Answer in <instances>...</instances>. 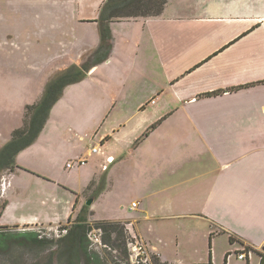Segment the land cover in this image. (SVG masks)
<instances>
[{"label":"crops","instance_id":"0c3cea01","mask_svg":"<svg viewBox=\"0 0 264 264\" xmlns=\"http://www.w3.org/2000/svg\"><path fill=\"white\" fill-rule=\"evenodd\" d=\"M24 1L30 2L28 6L33 14L23 18L33 27H39L42 12L36 8L43 0ZM104 1L53 0L60 14L48 24H56L53 28L58 30V19L67 21L63 13L73 17L70 23L74 22L76 13L79 25L97 27L95 21ZM122 23L137 24L139 30L113 31V25ZM109 28L112 49L106 63H115L113 56L120 50L118 56L123 61L129 60L133 69L131 78L124 84L134 87L129 115L119 121L114 131L102 136L101 144L110 146L114 141L113 152L106 156L107 161L109 158L113 161H108L111 164L106 175L93 180L101 181L105 189L114 187L118 177L130 184L131 199L127 206L132 213L123 209L122 217L111 221L129 223L148 252L165 264L168 261L161 240L149 237L142 229L143 223L198 221L200 235L208 244L207 262L200 264L209 261L219 264L231 253L229 249L218 253L211 249L218 236L225 237L230 247L235 244L239 249L244 246L264 254V0H169L159 17L110 22ZM63 35L60 44L66 49L73 38L68 32ZM10 38L7 36L6 40ZM40 38L41 32L33 29L19 34L16 43L22 66L31 71L42 70ZM63 48L53 54V65L58 72L80 65L92 52L87 49L79 59L72 55L66 59ZM98 69L94 67L88 74L93 76ZM209 93L215 94L205 96ZM117 113L122 114L120 109ZM155 138L160 143L157 147L150 143ZM174 149L179 151L177 159L169 162L162 158L164 152ZM189 150L194 151L193 159ZM140 151L143 158H135ZM127 159L131 165L129 172L124 164ZM166 166L171 167L174 176L179 173L180 182L175 184L178 190L174 189L172 195L168 192L170 187L158 176ZM19 172L32 178L25 177L31 182L29 189L41 192L40 195L42 190H48L49 181L34 173L18 168L4 173L1 191L6 203L0 215V228H12L10 222L14 227L33 228L25 224L37 219L19 213L27 203L22 196L14 201L6 199L7 179ZM82 180L81 174L79 182ZM189 182L193 184L192 194L191 187H187ZM16 192L19 194L20 190ZM87 192H70L73 198L61 194V201L54 197L44 222L54 226L74 220ZM35 193L25 199L33 198ZM152 213L157 215L150 217ZM4 217L9 219L2 220ZM182 229L187 234L191 230L189 225L180 224L179 231ZM175 245L178 249L179 243Z\"/></svg>","mask_w":264,"mask_h":264},{"label":"rangeland","instance_id":"374dc122","mask_svg":"<svg viewBox=\"0 0 264 264\" xmlns=\"http://www.w3.org/2000/svg\"><path fill=\"white\" fill-rule=\"evenodd\" d=\"M19 1L0 0V149L10 141L12 131L22 127L25 108L33 105L38 97H42L50 81L56 75L63 73V71L58 72L53 65L55 63L53 54L60 52L63 48L60 44L63 34L68 32L73 38V42L67 44L66 49H62L63 54H66V59H69L71 55L75 59H79L83 51L91 49L94 52L99 46L98 25L97 27H93L94 25H79L76 21V13L74 14V22L70 23V19H73V17L70 18V13L68 16L63 13L67 21L63 23L59 18L57 21L59 31L55 30L53 26L56 24H48V22L54 16H59L60 10L53 0H43L42 4L36 8V11L42 12V23L39 26L40 28L33 27L23 18V16L33 14V10L28 6L30 2L21 0L22 4L18 5ZM113 26V31L116 33L139 30V25L134 23H122V25ZM33 29L41 32L39 41L40 47L42 46L40 59L42 70L40 72L37 69L31 71L22 66L16 45L19 34L29 33ZM7 36H11V38L6 40ZM4 43L6 45L3 48ZM118 51L113 56L117 60L115 63H106L107 58L106 61L95 66L99 69L93 76L88 74L89 71L78 81L64 86L60 97L50 109L43 127V133L29 147L16 155L15 164L18 169L34 173L38 177L49 181L46 185L49 186L48 190H42V195H40L41 192L38 193L36 190L29 189L31 188V182L25 177L28 179L30 177L25 173L19 172L12 179L8 177L9 185L6 199L14 201L22 196V199L27 200V203L23 205L19 213L29 219L37 218L33 223L30 222L25 226H48L49 224L44 222L43 217L51 207L52 199L58 196L59 201H61V197H59L61 194L66 198L68 196L73 198L70 193L73 191L81 193L89 190L85 199H83L84 203L79 207L81 209L88 201H92L90 206H86L88 209L82 213V217H85L88 226L91 228L90 230H97L94 226L95 222L91 221L92 218L95 221H111L122 217L123 209H126L127 213H132L127 206L131 199L129 182L118 177L117 184L114 187L105 189L101 181L96 183L93 181L106 175L105 172L111 164L108 163L106 156L109 152H113L112 148L115 146L114 141L110 142L111 147L107 143L101 144L102 136L107 132L114 131L119 121L129 115L127 112L131 111V102L134 103V93L132 92L134 87L130 83L124 84L126 80L131 78L133 69L129 60L123 61L118 56ZM39 73H41V77ZM119 109L122 114L117 113ZM150 143L155 147L160 145L158 138L152 139ZM92 147H97L99 153L92 154ZM143 148H145V145ZM188 153L193 159L194 151L189 150ZM178 154L179 151L174 149L164 152L162 158L173 162L178 158ZM125 155H128V153L125 152ZM143 156L142 151H140L135 158L139 159ZM80 160H84L85 164L80 165ZM68 163L74 164L75 169H68ZM124 164H126L125 169L129 172L131 166L129 165V159ZM188 169L190 170V167ZM170 171L171 167L166 166L159 171L158 176L163 178L165 185L170 187L168 192L172 195L174 189L177 192L178 189H176L175 184H179L180 180L178 179L179 173L174 176ZM190 171L193 172V168ZM78 173L82 174V183L79 182L80 175H77ZM1 183L2 178L0 181V210L5 201L1 191ZM192 185V182L187 183V187ZM16 190H20L19 194ZM26 190H28L27 193ZM189 192L192 194V187ZM33 193H35L32 196L33 198L25 199V196ZM82 197L84 196L82 195ZM191 202L193 211L192 199ZM142 206L145 207V204L143 203ZM79 207H77V212ZM149 210L151 211V208ZM156 215L152 213L150 217ZM4 219L9 218L4 217L2 220ZM74 220L53 227H66L69 229ZM116 222H120L117 231L122 233L120 227L123 225L125 236L134 237L133 235H136L129 223ZM180 224L189 225L191 228L190 233L187 234L185 229L179 231ZM197 224L199 222L193 219L171 222L152 220L143 223L141 226L149 237L156 239V241L157 238L161 240V249L168 264H180V261H184L182 264H200L207 262L208 244L201 237ZM8 225L14 227L12 222ZM195 226H197V230H195ZM7 230H10L6 233L8 235L29 232L27 229L21 228ZM1 232L0 234H5ZM106 236L101 230L102 246L91 252L97 254L103 264H132L130 255L133 253L129 249V258H127L125 254L126 247L123 245L124 236H121L115 244H113L115 234L110 235V243L103 241ZM136 237L138 238L137 235ZM62 238L46 239L43 244L28 243L24 240L10 238L0 246V264H87L82 252L79 251L77 255L68 254ZM176 243H179L180 248L178 246V249H176ZM213 248L217 253L222 252L224 249H229L231 252L228 258H222V262L219 264H226L229 261L233 264H247L248 260L238 259L236 251L239 246L234 244L230 247L225 237H216L215 243L212 242L211 249L213 250ZM259 259L257 254L251 253L250 264H259Z\"/></svg>","mask_w":264,"mask_h":264},{"label":"trees","instance_id":"16d2710c","mask_svg":"<svg viewBox=\"0 0 264 264\" xmlns=\"http://www.w3.org/2000/svg\"><path fill=\"white\" fill-rule=\"evenodd\" d=\"M169 0H105L100 7L99 18L95 21L99 28L100 42L98 49L94 52L87 54L80 65L72 66L63 73L56 75L50 83L46 86L45 91L40 100L25 108V115L23 120V126L12 132L10 141L0 149V181L4 173L13 172L15 168H18L15 164L16 155L29 147L39 136L42 131L50 109L60 97L62 90L65 85L78 81L82 76L94 68L97 64L107 60L111 49H112V37L109 28L110 22L137 19V18H155L162 15L165 6ZM215 93H209L205 96H210ZM153 126L152 128H154ZM151 128V129H152ZM150 130V129H149ZM3 206L0 210V215L5 207ZM87 205L83 206L80 213L74 220L73 224L69 226L67 234L62 238L65 242V250L70 255H77L78 252H82L85 256L87 264H103L97 254L89 250V242L87 239V232L91 229L85 217H82V213L88 209ZM93 214V213H92ZM90 214V216H92ZM94 226L97 229L103 230L105 234V243H110L111 234H115L116 237L113 244L123 238V245L126 247V256L128 257L129 244L133 242L132 236H125L123 225L120 227L121 231H117L120 222L116 221H94ZM15 228V227H14ZM9 228H0V246L8 239L24 240L28 243L43 244L46 239H38L33 233L26 232L24 234H13L8 235L4 232ZM135 238L136 235H133ZM137 240H139L137 238ZM140 241V240H139ZM229 242L233 243V239L229 238ZM211 242H209L210 244ZM113 246V245H112ZM114 247V246H113ZM117 247V245H116ZM242 250L239 253H255L259 256V264H264V254L259 253L251 248L242 246ZM264 251V246L262 247ZM237 254V252H236ZM226 258V256H225ZM151 264H165L159 261L156 255H151ZM210 264V261H209Z\"/></svg>","mask_w":264,"mask_h":264},{"label":"built area","instance_id":"2783aa9c","mask_svg":"<svg viewBox=\"0 0 264 264\" xmlns=\"http://www.w3.org/2000/svg\"><path fill=\"white\" fill-rule=\"evenodd\" d=\"M92 154H96L97 153V148H92L91 150ZM109 162L113 161V158H109L108 159ZM79 164H85L84 160H80ZM75 165L74 164H67V168L68 169H72L74 168ZM135 204L131 205V208H134ZM32 228H27V227H21V229H27L30 233H33L37 236L38 239H60L62 237H64L67 232H68V228H59V227H53V226H35ZM9 229H20L18 227H12ZM22 230V231H24ZM10 232V230H5L4 232ZM12 232V231H11ZM26 233V232H24ZM87 239L89 242V250L90 251H95L96 249H98L99 246H102L101 244V230L97 229V230H89L87 232ZM129 249L131 250V252L133 254L130 255V260L132 262V264H151V255L148 252L147 248L145 247L144 244H142L141 241L137 240V238L133 237V242L129 244ZM240 251L237 252V256L239 260H249L250 256H251V252L246 253H239ZM228 258V256H227Z\"/></svg>","mask_w":264,"mask_h":264},{"label":"water","instance_id":"95a60500","mask_svg":"<svg viewBox=\"0 0 264 264\" xmlns=\"http://www.w3.org/2000/svg\"><path fill=\"white\" fill-rule=\"evenodd\" d=\"M91 202H92V201H88V202L86 203V205H87V206H90Z\"/></svg>","mask_w":264,"mask_h":264},{"label":"flooded vegetation","instance_id":"af4514ba","mask_svg":"<svg viewBox=\"0 0 264 264\" xmlns=\"http://www.w3.org/2000/svg\"><path fill=\"white\" fill-rule=\"evenodd\" d=\"M11 233H13V232H11ZM11 233H10V234H11Z\"/></svg>","mask_w":264,"mask_h":264}]
</instances>
